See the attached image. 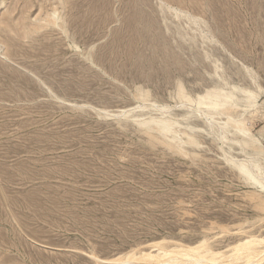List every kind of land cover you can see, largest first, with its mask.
Wrapping results in <instances>:
<instances>
[{
	"label": "rangeland",
	"instance_id": "374dc122",
	"mask_svg": "<svg viewBox=\"0 0 264 264\" xmlns=\"http://www.w3.org/2000/svg\"><path fill=\"white\" fill-rule=\"evenodd\" d=\"M161 1L0 0V264L264 250V0Z\"/></svg>",
	"mask_w": 264,
	"mask_h": 264
},
{
	"label": "bare ground",
	"instance_id": "6f19581e",
	"mask_svg": "<svg viewBox=\"0 0 264 264\" xmlns=\"http://www.w3.org/2000/svg\"><path fill=\"white\" fill-rule=\"evenodd\" d=\"M160 2H162V1L160 0ZM166 6L168 8L173 9L174 11L178 10L176 7L169 6L168 4ZM47 12H48V10H47ZM45 15H46V12H45ZM46 19H47V17H46ZM218 96L219 95L216 93H213V92L209 93L207 96L208 100L207 101H200V104H206L207 106L210 107V109L216 110L219 107H223L227 104V102L232 97V92H228V93L224 94V102H222V103L218 102V100H217ZM229 120L234 122L237 125H241L240 122L235 121L232 118H229ZM211 122H213V121H211ZM167 128H168V126L166 124L164 126H162L163 130H166ZM217 129H219V127ZM209 132H211V131L209 130ZM240 158H242V157H240ZM249 165H248V167H249ZM240 169L244 173L248 174L244 170L243 167H241ZM254 175H255V173H254ZM250 178H252V176H250ZM263 206H264V203H263ZM9 214H11V213H9ZM10 217H11V215H10ZM155 245H157V244L155 243ZM256 245L257 244L253 243V242L242 244L241 255L244 257V260H243L244 263L243 264H261L262 263V261L264 260V258H263L264 257V250L258 251L255 248ZM203 247L202 246L186 247V248L181 249V250L170 249V250H167L164 252L161 251L160 253H155V254H153L151 252L140 251V253L138 255H136V253H134V251H129L123 255L115 256L113 258H108V259L107 258H101L96 253H90L89 257L97 264H107V263L108 264H238V263L234 262L235 260H234V257L232 255L227 256L226 259H224L223 257L220 258L222 255H220V257L217 258L216 254H211L210 256H207V253H209V250H207V249L202 250ZM213 251H215V250H213Z\"/></svg>",
	"mask_w": 264,
	"mask_h": 264
}]
</instances>
